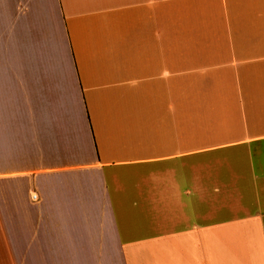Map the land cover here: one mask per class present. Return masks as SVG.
Returning a JSON list of instances; mask_svg holds the SVG:
<instances>
[{"label":"crops","instance_id":"crops-1","mask_svg":"<svg viewBox=\"0 0 264 264\" xmlns=\"http://www.w3.org/2000/svg\"><path fill=\"white\" fill-rule=\"evenodd\" d=\"M3 253L264 264V0H0Z\"/></svg>","mask_w":264,"mask_h":264},{"label":"rangeland","instance_id":"rangeland-1","mask_svg":"<svg viewBox=\"0 0 264 264\" xmlns=\"http://www.w3.org/2000/svg\"><path fill=\"white\" fill-rule=\"evenodd\" d=\"M5 257H6L5 253L0 254V264H5Z\"/></svg>","mask_w":264,"mask_h":264},{"label":"built area","instance_id":"built-area-1","mask_svg":"<svg viewBox=\"0 0 264 264\" xmlns=\"http://www.w3.org/2000/svg\"><path fill=\"white\" fill-rule=\"evenodd\" d=\"M31 199L33 202H35V201H37V196L33 194V195H31Z\"/></svg>","mask_w":264,"mask_h":264}]
</instances>
